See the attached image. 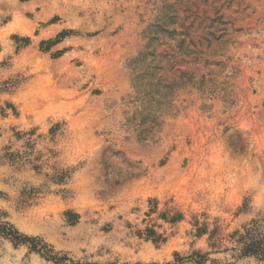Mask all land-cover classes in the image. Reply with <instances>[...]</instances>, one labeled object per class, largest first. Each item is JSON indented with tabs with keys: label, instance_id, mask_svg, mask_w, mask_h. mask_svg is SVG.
<instances>
[{
	"label": "rangeland",
	"instance_id": "rangeland-1",
	"mask_svg": "<svg viewBox=\"0 0 264 264\" xmlns=\"http://www.w3.org/2000/svg\"><path fill=\"white\" fill-rule=\"evenodd\" d=\"M260 214L264 0H0V264H166Z\"/></svg>",
	"mask_w": 264,
	"mask_h": 264
},
{
	"label": "trees",
	"instance_id": "trees-1",
	"mask_svg": "<svg viewBox=\"0 0 264 264\" xmlns=\"http://www.w3.org/2000/svg\"><path fill=\"white\" fill-rule=\"evenodd\" d=\"M157 208H151L149 214L156 211ZM164 220L177 223L184 219V214L177 211L171 214L165 210L161 213ZM194 236L201 238L208 236V245L210 251L194 250L189 255H181L175 253L174 262L166 264H184L186 262H195L197 264H222L217 258H210L212 253H228L232 252V256L237 259H254L260 264H264V214L257 215L241 228L231 232H226V228L221 223H211L207 219L201 221L197 218L194 222ZM7 226V225H6ZM5 235L10 237L15 244H27L29 247L42 254L49 260L61 262L65 257L55 254L50 245L44 243L38 237L23 236L18 232L6 227ZM140 235L147 239H152L155 243L165 241L162 234L157 232L155 225H150L140 231ZM234 264V263H226Z\"/></svg>",
	"mask_w": 264,
	"mask_h": 264
}]
</instances>
